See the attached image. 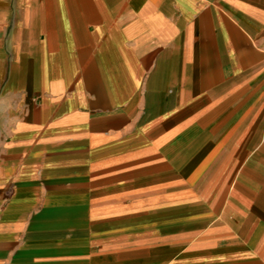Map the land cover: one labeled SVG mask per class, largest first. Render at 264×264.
<instances>
[{
  "label": "crops",
  "instance_id": "crops-1",
  "mask_svg": "<svg viewBox=\"0 0 264 264\" xmlns=\"http://www.w3.org/2000/svg\"><path fill=\"white\" fill-rule=\"evenodd\" d=\"M0 264H264V0H0Z\"/></svg>",
  "mask_w": 264,
  "mask_h": 264
}]
</instances>
